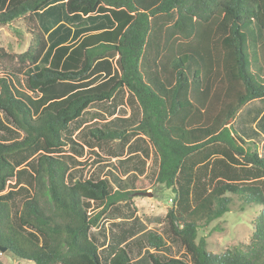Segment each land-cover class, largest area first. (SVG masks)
Instances as JSON below:
<instances>
[{"label": "trees", "instance_id": "trees-1", "mask_svg": "<svg viewBox=\"0 0 264 264\" xmlns=\"http://www.w3.org/2000/svg\"><path fill=\"white\" fill-rule=\"evenodd\" d=\"M19 17L37 18L45 34L32 26L37 39L19 60L34 64L46 51L33 68H5L0 77V112L17 129L0 121V246L33 264H264V155L230 123L244 104L264 99V0H0V27ZM19 74L29 92L11 83ZM119 96L135 108L131 125L87 133L149 143L155 182L173 193L170 235L189 260L149 253L134 263L120 237L99 248L90 234L106 210L131 200L134 184L85 178L58 153L72 122ZM11 179L16 186L3 193ZM234 196L258 207L250 239L211 252L199 229ZM94 203L102 209L90 213ZM144 243L166 245L152 231Z\"/></svg>", "mask_w": 264, "mask_h": 264}, {"label": "rangeland", "instance_id": "rangeland-1", "mask_svg": "<svg viewBox=\"0 0 264 264\" xmlns=\"http://www.w3.org/2000/svg\"><path fill=\"white\" fill-rule=\"evenodd\" d=\"M40 24L37 18L19 17L11 25L0 27V48L5 52V55L0 52V77L6 74L4 73L5 68L14 66L26 70L27 67L32 65L33 68V65L39 62L46 49L34 64L29 60L21 62L17 54L24 52L37 39L31 31L37 30L33 29L32 26L35 25L45 38ZM67 24L71 25L72 21ZM68 43H72V41ZM10 53L14 55L10 57ZM101 79H96L90 86L97 84ZM91 80L94 79L90 76L84 82H90ZM24 81L22 74H19L18 81L12 79L11 83L14 82L20 90L29 92L24 85ZM120 97H114L106 102L90 106L78 124L72 122L68 131L64 133L66 145L58 153L68 162L72 170L79 168L85 178H107L113 188L119 187L117 180L130 186L129 188L126 187L127 189H132L131 185L134 184L136 192L131 195V200L126 203L119 202L115 207L106 210L101 215L98 225L91 228L90 234L99 248L106 245L111 235L120 237L121 240L123 239L121 245L127 249L129 248L134 263L142 260L149 253L157 254L161 258L172 257L189 260L178 241L170 235L165 217L171 206L173 193L169 188L155 182L157 165L149 143L142 141L135 143V136L129 137L127 142L116 138L105 139L100 142L87 133L88 129L94 127L104 128L108 125L110 127L128 128L131 125L128 120L131 118L132 112H135V108L126 103L124 97H122V100ZM137 117L136 115L135 118ZM0 121L4 126L13 130L16 129L2 112H0ZM231 122H234L235 129L240 136L245 141H253L257 152L264 155V132L259 126V122L264 123V99H254L244 104L236 112L234 119L230 120ZM17 133H19L18 137L23 136L21 131ZM4 134L6 133H3L0 127V135ZM68 138H71L73 142ZM237 139L242 142L240 137H237ZM133 142L134 148H136L135 151L130 149L131 146L128 147ZM146 146L149 151L148 156L142 153ZM140 159H143V164ZM20 166L25 167L27 170V173L22 177V182L26 184L30 169L24 164ZM137 167H143L144 172L142 174L137 173L135 170ZM131 174H135L137 177L134 176V180H131ZM115 179L117 180L115 181ZM13 186H16L14 179L7 181L3 193L14 188ZM23 198V192L13 198L11 203L12 213L18 212ZM232 200L228 211L220 218L199 229V236L205 237L206 248L211 252L220 253L225 248L245 243L250 239L252 233L251 222L258 213V207H241L240 200L235 196L232 197ZM100 209L102 207H97L94 203L91 204L88 211L96 213ZM149 231L162 236L166 242L165 248L162 250L146 249L144 247L145 243L142 244L143 246L141 245L145 234ZM0 260L4 264H33L31 261L15 258L7 251H0Z\"/></svg>", "mask_w": 264, "mask_h": 264}, {"label": "water", "instance_id": "water-1", "mask_svg": "<svg viewBox=\"0 0 264 264\" xmlns=\"http://www.w3.org/2000/svg\"><path fill=\"white\" fill-rule=\"evenodd\" d=\"M5 250H6L5 247L0 246V251H1V252H4Z\"/></svg>", "mask_w": 264, "mask_h": 264}]
</instances>
